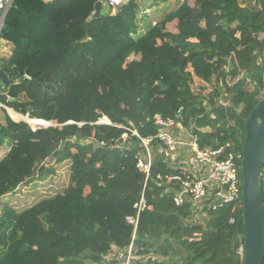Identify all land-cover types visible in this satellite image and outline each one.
<instances>
[{"label": "trees", "instance_id": "trees-1", "mask_svg": "<svg viewBox=\"0 0 264 264\" xmlns=\"http://www.w3.org/2000/svg\"><path fill=\"white\" fill-rule=\"evenodd\" d=\"M98 1L14 0L5 16L0 37L13 47L0 68L14 100H0L53 125L35 129L0 108V148L10 146L0 160V264H104L131 245L168 264H243L242 203L187 222L190 205L157 178L179 170L156 160L147 179L133 132L155 136L154 117H172L200 149L224 147L241 168L245 120L264 97V0H184L143 33L135 0L93 17ZM197 79L217 86L204 94ZM64 164L68 186L32 203L15 197ZM143 194L134 233L127 216Z\"/></svg>", "mask_w": 264, "mask_h": 264}, {"label": "built area", "instance_id": "built-area-1", "mask_svg": "<svg viewBox=\"0 0 264 264\" xmlns=\"http://www.w3.org/2000/svg\"><path fill=\"white\" fill-rule=\"evenodd\" d=\"M13 1L0 0V10L2 12L0 30ZM104 1L112 7H117L123 3V0ZM0 104L3 105L1 101ZM27 122L35 129L53 125V123L45 120L40 124L31 123L29 120ZM99 122L111 123L107 118H103ZM154 122L157 125L155 136L144 138L137 131L133 132L142 145V150L136 154L137 167L145 172L148 179L156 157L161 158V160L162 157L163 160H168L170 155H174L181 150L185 151L181 156L183 160H179L182 165L168 164L162 160L171 168L179 170V172L167 175L159 173L157 178L161 181L168 180L174 184L171 190L174 193L173 197L176 204L183 205L187 203L190 205L191 215L187 218V222H202L208 217L210 209L223 204L234 203L238 205L242 203V172L232 154L227 155L224 147L200 149L197 136L181 120L157 114L154 117ZM123 137L127 139V134ZM100 144L105 145L106 143L101 141ZM185 160L189 161L188 165L183 163ZM146 206L147 201L143 194L140 201L135 204L138 211L137 215L127 216V221L134 225V233L138 227L139 213ZM231 222H234V218H231ZM117 249L113 260L109 259L104 264H135V252L132 245L125 249ZM244 252L245 244L241 243L237 255L242 262L244 261Z\"/></svg>", "mask_w": 264, "mask_h": 264}, {"label": "water", "instance_id": "water-1", "mask_svg": "<svg viewBox=\"0 0 264 264\" xmlns=\"http://www.w3.org/2000/svg\"><path fill=\"white\" fill-rule=\"evenodd\" d=\"M103 0L96 4L93 17L100 14ZM0 80L5 85L3 100H14L8 94L13 84L0 68ZM21 120H25L22 116ZM245 140L242 148V217L244 222L243 264H264V97L256 104L245 120Z\"/></svg>", "mask_w": 264, "mask_h": 264}, {"label": "rangeland", "instance_id": "rangeland-1", "mask_svg": "<svg viewBox=\"0 0 264 264\" xmlns=\"http://www.w3.org/2000/svg\"><path fill=\"white\" fill-rule=\"evenodd\" d=\"M190 1L193 3L194 0H190ZM240 1L241 3L244 2V0H240ZM181 2L182 0H173L171 5H162V6L153 5L152 6L153 11L145 10L146 14L152 13L151 18H149L147 22V25L148 26L152 25V19H156L158 22L167 13L171 12V10H175ZM168 27L171 30H175V23L169 24ZM215 86H217L215 82L205 83L200 79H197L196 84H195L196 91L202 90L204 94H207L209 91L214 89ZM219 87H220V90L222 91V96H224L223 86H219ZM262 95H264V92L262 93ZM221 100L223 101V99ZM225 103L229 104V102H225ZM229 105H231V103ZM0 108L2 107L0 106ZM2 115L3 114L0 110V116ZM25 119L28 120L27 117H25ZM184 153L185 151L181 150L178 153L174 154L173 156L176 159H179L181 156H183ZM69 174H70L69 165L68 164L61 165L60 167H58L54 175L52 176L50 175V181L51 179H53L50 183H49V180H46V181L32 180L30 183L25 184L26 186L22 187V189L17 192V195L15 197L22 201L27 200V203H32L36 200L38 196L37 194L39 193L54 194L58 192L60 189L69 185L70 183ZM14 201L17 202V200H14ZM114 255H116V251H112L111 254L108 255L107 257L113 260Z\"/></svg>", "mask_w": 264, "mask_h": 264}, {"label": "crops", "instance_id": "crops-1", "mask_svg": "<svg viewBox=\"0 0 264 264\" xmlns=\"http://www.w3.org/2000/svg\"><path fill=\"white\" fill-rule=\"evenodd\" d=\"M45 1H49V0H45ZM129 0H123V2H128ZM138 4H139V7H140V29H139V32L143 33L145 32V29L148 28L149 26L147 25V22L149 20V18H151L152 16V13L151 14H146L145 13V10H151L153 11L152 9V6L153 5H156V6H162V5H171L173 0H158L159 1V4H155V0H135ZM184 2V0H182V2L178 5V7L176 9L179 8V6ZM102 5H105L108 7V3H106V1H103V4ZM109 8V7H108ZM175 9V10H176ZM115 11V8L113 9V13ZM150 11V12H151ZM171 11H174V10H171ZM168 14V13H167ZM1 15H2V12L0 10V24H1ZM5 19V18H4ZM161 20V19H160ZM159 20V21H160ZM157 23V20L156 19H152V25L153 24H156ZM3 26V24H2ZM147 30V29H146ZM1 31V30H0ZM12 44L6 40H4L3 38L0 37V57L1 58H6L8 57L11 52H12ZM9 89V88H8ZM5 92V85L4 83L0 80V96L2 93ZM1 101V100H0ZM3 103V102H2ZM1 107H4L7 109L9 115L14 118L15 120L17 121H21V118L19 117V113L15 112L13 109L11 108H8L7 106L4 105H1ZM16 113V115L18 116H15L14 115V112ZM3 116V115H2ZM2 116H0V118H2ZM14 116V117H13ZM22 116V115H21ZM16 117V118H15ZM10 149V146L8 144H5L3 147L0 148V160L7 154V152L9 151ZM156 160H160L162 161L163 160V157H162V160L161 158L159 157H156ZM181 160H183L182 157H180L178 160L173 156V155H170L168 157V160H163V161H166L168 164H173V165H182V162H180ZM183 163H186L185 165H188L189 164V161H183ZM26 185L23 184L21 186H19V188L17 189V191L21 190L22 187H25ZM118 250L117 248H114L113 251H116ZM111 254V253H110ZM109 254V255H110ZM134 263L135 264H168L167 260L164 258V257H161L159 255H146V256H140V255H137L134 253ZM106 260L107 262L109 261V258L106 257Z\"/></svg>", "mask_w": 264, "mask_h": 264}, {"label": "bare ground", "instance_id": "bare-ground-1", "mask_svg": "<svg viewBox=\"0 0 264 264\" xmlns=\"http://www.w3.org/2000/svg\"><path fill=\"white\" fill-rule=\"evenodd\" d=\"M14 112V111H13ZM14 115L15 116H18V115H16V113L14 112ZM34 124H40V123H42V122H33Z\"/></svg>", "mask_w": 264, "mask_h": 264}]
</instances>
